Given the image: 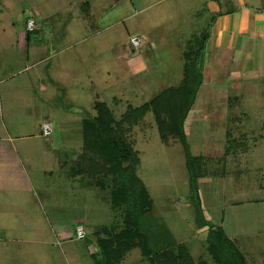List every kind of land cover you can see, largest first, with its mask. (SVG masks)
<instances>
[{"label": "rangeland", "instance_id": "374dc122", "mask_svg": "<svg viewBox=\"0 0 264 264\" xmlns=\"http://www.w3.org/2000/svg\"><path fill=\"white\" fill-rule=\"evenodd\" d=\"M214 1L0 0V75L17 82L0 83V264H107L98 240L124 228L125 207L114 208L109 178L100 187L81 170L82 121L97 117L96 101L118 121L178 87L185 54L216 21ZM248 34L226 33L198 53L185 146L163 140L151 111L122 127L152 201L133 227L153 253L183 244L194 264H217L208 245L224 241L245 264H264V30ZM8 88L33 91L35 106L10 109V123ZM122 260L150 264L139 248Z\"/></svg>", "mask_w": 264, "mask_h": 264}, {"label": "trees", "instance_id": "16d2710c", "mask_svg": "<svg viewBox=\"0 0 264 264\" xmlns=\"http://www.w3.org/2000/svg\"><path fill=\"white\" fill-rule=\"evenodd\" d=\"M197 42L196 50L185 54L183 77L178 87L164 90L150 103L139 108H129L118 121L106 104L97 103L95 106L97 117L83 121L85 142L82 146L83 159H80L83 161L81 170L94 177L96 185L100 187L105 186L104 178H109L114 208L125 207L124 228L119 233L116 231L111 233L106 228L105 233L98 240L99 253L104 256L107 264L118 263L124 259L126 253L135 248L140 249L142 256L148 258L150 264H194L183 244H178L162 253H153L144 234L141 235L134 229L133 217L140 218L141 214L149 212L152 201L145 187L136 177L135 170L139 159L126 141L122 127L124 123L132 124L130 127H133L146 111H151L163 140H166L168 135L178 137L185 146L184 122L194 103L200 81L196 59L203 49L204 41L202 43L197 39ZM230 151L232 150L229 147L225 150V154H229ZM195 159L193 163H198L196 167L200 172L199 163H203L205 159L202 156H197ZM226 244L224 241L222 244L219 241L217 245H208L212 259L214 260L215 256L217 264H245L244 257Z\"/></svg>", "mask_w": 264, "mask_h": 264}, {"label": "crops", "instance_id": "0c3cea01", "mask_svg": "<svg viewBox=\"0 0 264 264\" xmlns=\"http://www.w3.org/2000/svg\"><path fill=\"white\" fill-rule=\"evenodd\" d=\"M250 1L253 3L251 4ZM257 1L259 2L258 4L255 3ZM263 1L264 0H215L212 3V6L209 7V9L216 14L217 16L215 19L216 21L215 23H213L212 27L210 26V30H207L205 33L206 37L204 40L202 51H205L207 43L213 40L214 38L216 39L217 43H219V41H221V38L225 39L226 33L231 34L234 30L237 31L239 35L240 33L243 34V36L241 35L242 39L245 38L244 36L249 38L248 32H249L251 25L255 26L258 29L259 33L263 32L264 14L260 11V7L262 6ZM251 17H253V21ZM26 29H27V24H26ZM246 59H248V57ZM251 59L253 58L250 57V61ZM32 63L30 65L31 67L29 66L30 69H32V67H35L39 64L37 60L33 61ZM248 67H249V62L246 61L244 64V68L246 71H248ZM0 76H3L0 83L1 82L10 83L13 77V76L5 77L4 74L2 73ZM16 83H10L9 88L14 86ZM9 88L7 90L8 92L5 90L7 92V97H8L7 98L8 101L6 102L7 103L6 106L8 108L7 110L8 123H10V120L13 119V116H12L13 111L11 110L15 109V111L16 110L22 111L24 109L26 110L30 109L34 111L33 108L35 107V106H30V104L34 105L33 101H31L29 98L30 95L33 96L34 94L33 91H31V93H29L28 96L26 95L21 96L19 93L14 96H11L13 92ZM98 96L99 95L97 93L96 95L97 99H98ZM97 103L98 101L94 103V108ZM94 112H97L96 109ZM25 136L26 135H23L22 133H20L19 137L15 139H22ZM78 226H82V225H78ZM97 250L100 251L98 247H97Z\"/></svg>", "mask_w": 264, "mask_h": 264}, {"label": "built area", "instance_id": "2783aa9c", "mask_svg": "<svg viewBox=\"0 0 264 264\" xmlns=\"http://www.w3.org/2000/svg\"><path fill=\"white\" fill-rule=\"evenodd\" d=\"M32 25H33L32 22H28L27 23V29L31 30L32 29ZM130 43H131L132 46H137L138 45V43L134 39H131ZM51 133H52V131H51L50 126L48 124H44L42 126V135L47 137V136L51 135ZM85 236H86V232H85L84 228L82 226L76 227V229H75V238L77 240H82L83 238H85Z\"/></svg>", "mask_w": 264, "mask_h": 264}]
</instances>
